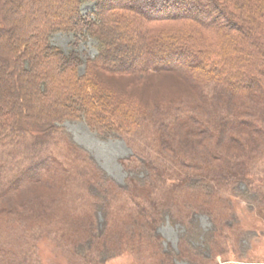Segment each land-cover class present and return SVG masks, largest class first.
I'll return each mask as SVG.
<instances>
[{"label":"trees","instance_id":"obj_1","mask_svg":"<svg viewBox=\"0 0 264 264\" xmlns=\"http://www.w3.org/2000/svg\"><path fill=\"white\" fill-rule=\"evenodd\" d=\"M86 5L92 9L84 13ZM59 34L71 37L67 50L52 43ZM80 42H92L96 55L84 60ZM184 57L186 63L175 70L180 78L200 99L210 95L213 101L224 103L210 113V119L194 114L200 106L188 99L160 103L164 105L159 113L148 114L140 102L119 96L96 77L102 73L144 78L161 69H174L178 64L173 62ZM19 93L23 97L18 98ZM80 120L105 134L138 132L152 147L154 155L147 160L136 164L133 156L129 164L124 162L126 169L146 172L143 178H128L137 192L108 181L111 187L104 186L94 194L93 187L99 189L104 176L88 158L89 167L80 177L88 183L101 174V180L88 188L96 200L130 192L132 200L143 199V206L137 204L141 214L135 218L122 210L124 215L114 219L116 227L126 222L139 227L137 220L143 215L149 229L158 227L164 218L190 224L191 215L201 207L186 210L175 203L189 197L185 187L199 191L197 186H237L254 172L252 162H244L249 159H245L248 151L260 148V154L264 153V0H0V145L30 138L37 145L38 140L49 141L61 133L59 126L65 121ZM148 122L160 132L156 137ZM182 128H187L188 148L205 138L211 145L203 154L192 156L184 146L175 145ZM238 155L243 159L238 160ZM165 176L177 179L175 187L182 190L173 194L165 190L172 202L155 208L157 192L142 189L153 178L160 179L165 189ZM15 181L18 185L12 190L0 189V201L29 183ZM194 196L190 197L196 199ZM146 208L153 213L149 215ZM65 217L38 218L0 209V264H44L36 247L46 233L54 236L56 249L80 263L79 259L96 255L100 249L94 242L95 217L90 225L85 222L87 216L74 209ZM59 221L65 229L58 227ZM50 223L58 230L44 229ZM143 243H137L141 257H151L150 264H156L154 257H161L158 246Z\"/></svg>","mask_w":264,"mask_h":264},{"label":"rangeland","instance_id":"obj_2","mask_svg":"<svg viewBox=\"0 0 264 264\" xmlns=\"http://www.w3.org/2000/svg\"><path fill=\"white\" fill-rule=\"evenodd\" d=\"M205 2L203 1L204 4ZM91 9L92 5H86L82 11L86 13ZM71 41V37L60 34L52 38V43L64 50L70 47ZM95 47L92 42H80L79 53L84 60L93 58L97 53ZM186 60L185 57L175 60L173 63L178 65L174 69H161L157 74L144 78L139 77L141 75L126 77L107 76L102 73L96 77L102 86L113 89L119 96H128L140 102L142 107L149 111L148 114L159 113L164 105L160 103L172 104L171 101L188 99L200 106L193 110L194 114L210 119V113L220 110L224 103L217 99L213 101L210 95L202 100L194 94L189 85L175 72L182 67L180 66L182 63H186ZM83 70L84 67L81 68V71ZM209 94L212 95L210 92ZM17 96L23 97L22 93ZM59 127L61 133L54 135L49 141L38 140L37 145H33L32 138L15 144L0 145V189L5 186V190H12L14 184L18 185L15 180H18L20 185L29 180V183L19 191L0 201L1 210L14 209L19 215L35 214L38 218L41 216L50 218L60 214L65 219L67 213L74 209L80 215L87 216V221L85 220L87 225L95 217L92 229L97 239L94 242L100 249L96 255L92 254L85 260L79 259L80 263L63 249H56L52 239L54 236L46 233V237L39 240L36 247L42 263L150 264L151 257L143 258L137 250V243L142 241L143 245H149L151 248L155 244L158 246L161 257H154L156 264H264V153L260 154L262 151L260 148L248 151L245 159L248 157L249 159H244V162L246 164L252 162L254 172L237 186L235 184L225 188L214 184V188L197 186L196 189L199 191L186 187L183 189L189 192V197L175 203L187 207L183 208L186 210L195 205L201 207L200 211L191 215L190 224L185 225L176 219L164 218L158 227L156 224L149 229L145 227L146 221L143 219L146 220V216L143 215L138 217L139 227L131 222L116 227L114 219L123 216L124 212L132 215H137L138 212L141 214L137 204L143 206V199L139 197L132 200L133 194L130 192L129 195L115 193L107 197L106 204L100 198L96 200L90 195L88 188L91 183L97 184L98 180H101V174H96V178L99 176L98 180L88 183L87 180L83 182V178L80 177L89 167L88 158L104 176L100 188L93 187L94 194L100 193L104 186L111 187V182L120 188L133 190L134 185L128 182V178L134 176L143 178L146 172L142 169H126L124 162L129 164L128 161L133 156L135 157L132 161L136 164L137 160H147L154 155L152 147L147 146L143 141L144 136L138 132L122 136L113 132L105 134L96 129L92 130L82 120L65 121ZM148 128L152 136L156 137L160 133L150 122ZM186 129L177 131L175 145L184 146V150L194 157L203 154L205 148L211 145L210 140L205 138L196 146L188 148L186 145L188 136L184 135ZM237 134L247 142L250 140L249 136L242 132ZM222 146H220L222 150L227 151L226 146ZM169 155L172 156L170 153ZM237 159L243 158L238 155ZM90 172L93 173L92 169ZM164 180L165 189H162L160 179L154 178L148 180L142 189H153L157 192L155 208L172 202L167 193L173 194L176 190H182L181 186L175 187L177 179L165 176ZM234 188L237 189L236 192ZM192 194H195L196 199L190 197ZM103 204L106 206L105 213L102 210ZM146 210L149 215L153 213L149 208ZM61 222L59 221L58 227H66ZM43 227L46 230H58L53 223L45 224ZM106 235L107 239L103 240Z\"/></svg>","mask_w":264,"mask_h":264}]
</instances>
